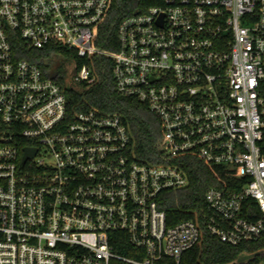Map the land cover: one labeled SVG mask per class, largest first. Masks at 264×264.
I'll return each instance as SVG.
<instances>
[{
    "label": "built area",
    "instance_id": "1",
    "mask_svg": "<svg viewBox=\"0 0 264 264\" xmlns=\"http://www.w3.org/2000/svg\"><path fill=\"white\" fill-rule=\"evenodd\" d=\"M110 6L0 0V264H184L207 234L233 246L264 234V0H163L125 17L106 50ZM60 48L68 84L43 68ZM97 56L160 118L156 160L119 113L69 110L66 87L93 84ZM188 154L246 180L210 187L193 218L169 224L161 197L190 185Z\"/></svg>",
    "mask_w": 264,
    "mask_h": 264
},
{
    "label": "trees",
    "instance_id": "2",
    "mask_svg": "<svg viewBox=\"0 0 264 264\" xmlns=\"http://www.w3.org/2000/svg\"><path fill=\"white\" fill-rule=\"evenodd\" d=\"M163 0H111V6L105 22L99 32L97 44L99 47L117 49V28L120 22L136 11H144ZM55 55H50L49 49L22 50V56L39 61L42 56L50 55L48 64L43 68L59 69L63 62L71 58L67 49H52ZM32 53V54H31ZM83 63V59H78ZM94 65L97 80L91 84L67 86L69 110L98 107L101 110L119 113L130 126L136 152L145 159L156 160L159 148V138L162 133L160 118L149 107L135 98L121 94L112 73V62L106 57H95ZM64 82V81H63ZM65 84V83H64ZM181 161L190 178V185L178 189L167 190L162 194L161 206L166 210L169 224L194 217V211L201 210L206 191L217 186L227 191L239 190L245 177H236L230 169L222 165H211L194 154L183 156ZM248 204V214L257 216L260 211L258 204L252 198L245 201ZM184 264H264V234L256 239L240 243L237 246L227 244L220 239L206 235L203 243L188 250L184 255Z\"/></svg>",
    "mask_w": 264,
    "mask_h": 264
},
{
    "label": "rangeland",
    "instance_id": "3",
    "mask_svg": "<svg viewBox=\"0 0 264 264\" xmlns=\"http://www.w3.org/2000/svg\"><path fill=\"white\" fill-rule=\"evenodd\" d=\"M72 61H65L63 64L59 66L60 77L63 79L64 83L68 84L70 82L71 75L69 74V64ZM256 264H263V263H256Z\"/></svg>",
    "mask_w": 264,
    "mask_h": 264
},
{
    "label": "water",
    "instance_id": "4",
    "mask_svg": "<svg viewBox=\"0 0 264 264\" xmlns=\"http://www.w3.org/2000/svg\"><path fill=\"white\" fill-rule=\"evenodd\" d=\"M136 12H137V11H136ZM56 75H57V73H54L53 76L55 77ZM35 152H36V150H33V149L28 148V149H27V153H26V158L29 157V156H31V155H34ZM26 158H25V159H26Z\"/></svg>",
    "mask_w": 264,
    "mask_h": 264
}]
</instances>
